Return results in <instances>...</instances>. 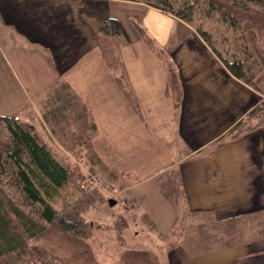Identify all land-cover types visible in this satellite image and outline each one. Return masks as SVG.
I'll list each match as a JSON object with an SVG mask.
<instances>
[{
	"label": "crops",
	"instance_id": "0c3cea01",
	"mask_svg": "<svg viewBox=\"0 0 264 264\" xmlns=\"http://www.w3.org/2000/svg\"><path fill=\"white\" fill-rule=\"evenodd\" d=\"M109 18L122 23L130 45L100 43ZM134 18L178 76L177 108L166 65L146 46ZM104 52L115 56V70ZM260 63L256 88L250 87L189 25L139 0H0V116L50 120L70 110L59 100L75 99L71 111H84L96 129L90 143L101 166L93 167L124 202L125 213L117 216L130 213L135 226L152 225L156 238L176 217L164 189L170 171L178 174L190 212L216 221L264 218V126L213 146L249 109L264 108ZM159 262L264 264V236L200 254L171 247Z\"/></svg>",
	"mask_w": 264,
	"mask_h": 264
},
{
	"label": "trees",
	"instance_id": "16d2710c",
	"mask_svg": "<svg viewBox=\"0 0 264 264\" xmlns=\"http://www.w3.org/2000/svg\"><path fill=\"white\" fill-rule=\"evenodd\" d=\"M139 1L168 13L193 27L194 29H192L220 59L233 77L250 87L256 88L255 79L261 71L260 62H264V0ZM130 22L135 26L146 46L164 61L168 76L167 90L173 99L174 107L177 108L180 103L181 89L178 76L172 64L156 48L152 39L147 36L140 19H130ZM244 26L250 33L258 57L254 56L242 44L241 30ZM99 35L102 45L108 39L126 46L131 43L122 23L114 18H109L103 23ZM220 37L229 39L230 44L236 46L240 44V46L234 47L235 49L231 52L227 51L226 54H222L216 48V44L223 43ZM104 55L107 58L108 65L115 70L117 66L115 56L113 54L107 55L105 52ZM64 107L71 109L74 106L67 103ZM88 121L89 123H87L86 128L90 127L91 131V135L88 137V144L92 151L90 139L96 129L89 118ZM261 126H264V108L256 106L249 109L224 136L214 142L213 146L216 148L222 146L227 141L236 139ZM94 158L93 166H101L95 154ZM1 175L8 178L5 181L2 180L4 183L0 181V257L6 256L10 258L16 252L22 251L24 249L23 238H36L40 233V222L52 225L62 233L72 237H86L87 231L80 232L82 228L87 227L81 218V209L78 210L76 208L73 213L63 216L65 212L60 214L51 203L53 197L57 196L59 191L70 183L71 172L65 165L56 160L50 149L39 140L34 126L15 116H0ZM175 179L177 191L182 198L183 206L188 210L178 174L175 171H170L167 174L166 182L172 186V180ZM12 193L19 195L20 201L18 205L13 202L10 195ZM166 196L169 198L167 194ZM169 199L174 205L176 212L175 221L170 229L173 233L175 231V224L178 221V208L174 199ZM22 208L29 210V213L25 212ZM192 214L208 216L199 213ZM250 218L257 217L249 216L223 221L215 220L214 224L219 226L226 224L227 221H231L230 223L233 224L234 222L246 221V219ZM202 223L197 224L198 228L204 226V223ZM262 235L264 236V229L262 230ZM205 237L212 238L211 235L207 234H205ZM232 238H234V235L229 239L233 240ZM250 240L251 237H242L236 241H229L222 247H230L237 242Z\"/></svg>",
	"mask_w": 264,
	"mask_h": 264
},
{
	"label": "rangeland",
	"instance_id": "374dc122",
	"mask_svg": "<svg viewBox=\"0 0 264 264\" xmlns=\"http://www.w3.org/2000/svg\"><path fill=\"white\" fill-rule=\"evenodd\" d=\"M241 35L244 47L255 54L256 48L245 26ZM220 38L223 45L216 44V48L222 54L240 46L230 44L227 38ZM74 100L65 97L58 101L59 107H64L67 103L72 106ZM50 106L52 109L57 108L53 104ZM73 108L64 111V114L52 113L50 120L35 119L31 124L39 140L50 149L55 159L71 172L70 183L53 197V207L60 214L65 212L63 216L73 213L76 208L81 209V218L87 227L82 228L80 232L87 231V235L72 237L52 225L40 222V233L37 237H24V249L10 258L0 257V264H160L159 255L171 247L180 246L195 254L215 250L242 237H251V240L263 237L264 218H250L233 224L227 221L226 224L218 226L209 216L190 213L184 208L182 198L178 194L176 179L172 180V186L167 182L164 186L166 194L174 199L178 208V221L173 233L170 230L156 238L152 235V225L137 221L135 226L130 213H127L125 220L117 216L125 213L124 202L119 199L115 188L101 181L95 166L93 167L95 158L88 144L91 131L90 127L86 128L88 118L84 111L79 110L76 114L71 111ZM76 124L79 125L78 134L73 131ZM139 177L137 175L134 180ZM7 178L1 175L0 181L4 183ZM10 195L18 205L19 195ZM108 199L115 200L116 204L109 206L106 202ZM22 209L29 213V210ZM201 222L204 226L198 228L197 224ZM134 232H137V236ZM205 234L211 235L212 238H206ZM233 235V240L229 239Z\"/></svg>",
	"mask_w": 264,
	"mask_h": 264
},
{
	"label": "water",
	"instance_id": "95a60500",
	"mask_svg": "<svg viewBox=\"0 0 264 264\" xmlns=\"http://www.w3.org/2000/svg\"><path fill=\"white\" fill-rule=\"evenodd\" d=\"M107 203L109 204V206H113L115 204V201L113 199H109Z\"/></svg>",
	"mask_w": 264,
	"mask_h": 264
}]
</instances>
